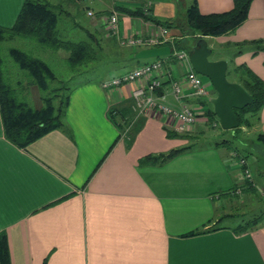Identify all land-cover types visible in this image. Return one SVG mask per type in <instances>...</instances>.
<instances>
[{"label":"crops","instance_id":"1","mask_svg":"<svg viewBox=\"0 0 264 264\" xmlns=\"http://www.w3.org/2000/svg\"><path fill=\"white\" fill-rule=\"evenodd\" d=\"M43 1L63 9V2L68 0ZM24 2L0 0V26L12 27ZM197 2L203 14L229 11L234 6L233 0ZM80 3L86 5L87 19L82 25H74L99 30L103 40L116 46L126 47L121 39L154 35L162 27L116 8H144V0H70L68 4ZM166 4L153 0L150 14L179 25L169 28L171 39L158 46L129 48L136 58L147 48L170 49L159 59L164 67L161 80L167 92L164 102L178 109L182 101L174 98L171 83L182 81L185 69L174 52L187 50L184 46L190 47L193 42L186 40L191 38L186 13L184 18L179 17L178 5L170 3L167 8ZM113 11L119 15L120 31L115 37L107 30ZM181 26L185 41L176 45L175 41L183 37ZM211 39H219L235 52V43L264 39V0H253L248 18L235 31L206 37L214 51ZM246 47L240 54L232 53V67L246 64L264 79V50L254 53L252 45ZM145 59L149 58H140ZM115 60L116 65L104 70L103 77L92 78L71 91L66 122L72 137L55 129L26 148L19 147L5 137L0 111V233L8 236L12 264H45L46 260L47 264H264V220L242 234L221 228L183 236L217 220L219 203L226 207L230 201L242 202L250 192L242 187L233 191L244 182L240 167L231 150L224 151L213 143L180 154L163 165H141L139 160L146 155L190 144L193 133L205 131L209 124L199 119L180 131L172 116L150 108L130 142L111 119L110 108H124L129 118L134 112L130 109L132 93L143 81L120 85L111 92L103 88L102 82L154 59L131 67H125L130 64L127 58ZM183 87L189 103L204 105L217 95L210 89L209 95L198 98L190 95L184 82ZM260 116L256 125L264 132V107ZM169 129L190 137H169ZM255 178L252 175L257 188ZM225 192H229L228 197L222 196Z\"/></svg>","mask_w":264,"mask_h":264},{"label":"trees","instance_id":"2","mask_svg":"<svg viewBox=\"0 0 264 264\" xmlns=\"http://www.w3.org/2000/svg\"><path fill=\"white\" fill-rule=\"evenodd\" d=\"M233 2L234 6L229 11L203 14L199 9L197 0H191L186 9L185 18L186 26L190 30L189 34H191L190 39L193 42L189 50L195 46L194 44H196L200 38L231 33L248 18L249 9L253 0H233ZM116 8L132 16H141L147 21H152L166 28L179 27L174 21L159 20L152 16L150 14L152 7L148 11L143 7L129 9L116 5ZM64 12L62 8L48 1L25 0L14 25L12 27L0 26V111L5 137L22 148H26L32 142L55 129H62L72 137V130L66 122V112L70 93L74 88L64 85L55 88L54 91L56 92L52 96L45 95L41 97L43 102L41 106L33 107L26 100L20 98L19 90L11 85L10 82L6 81V68L4 66L5 60L2 54V45L7 41L23 37L33 39L40 45L56 51L65 50L69 54L67 61L73 67L87 65L97 60L98 56L102 55L101 52L103 51V33L99 30L94 29L92 31L80 26L79 29L85 30L84 33L82 32V37H77L79 39L73 40L61 37L58 24ZM68 14L70 15L71 13ZM97 15H100V13ZM180 29L183 31V37L175 41L176 45H180L185 41L186 34H184V28L181 26ZM248 44L253 46L252 49L254 53L264 50V39L245 41L233 44L237 47V51L233 55L240 54L247 50L248 48L246 46ZM8 53L18 67L22 71L27 72L30 83L33 85L35 84L43 92L48 89L49 82L55 80V71L42 58L35 57L16 46L10 47ZM170 56H173V54H170ZM163 57L164 56L158 57V59H162ZM127 59L129 63H131L133 59L135 60V64L141 63L139 58L134 57L133 52L129 53ZM228 74H231L234 78L231 81L240 83L253 97L251 104L242 109H235L239 120V127L231 131L237 135L244 127H253L255 123L260 122L261 111L264 107V79L246 64L229 67ZM65 90H68L66 94L60 92ZM130 109L133 111V104ZM206 113L210 122L214 119H218L213 107L207 109ZM110 116L116 125L120 127L121 134H125V137L132 142L135 134L142 127V123L140 124L139 121L143 116L136 118L133 112L129 118H126L124 108L120 107H111ZM167 134L169 137H190L188 134H181L171 129L167 130ZM257 139L264 144V132H259ZM229 142H231L229 139L224 138L216 141L212 145L214 147H222L228 145ZM197 148L199 147L190 143L185 146L173 148L167 152L146 155L139 160V163L141 165H163L176 156ZM235 148L234 151H236L238 155L240 153L244 158H248L249 155L247 153L244 154L245 150L242 152L239 147ZM239 187L251 193L256 191L253 179H246L241 184H237L233 188V191L237 190ZM228 194L229 192H225L222 196L225 195V197H228ZM230 203H232L231 205L233 206L235 202L230 201ZM248 214H224L217 220H210L201 227L183 234V236H196L221 228H231L236 234L246 233L253 230L264 220V211L258 214ZM235 219H239V221L234 225L224 224L225 220ZM0 264H12L8 236L5 232L0 233ZM45 264H47V260Z\"/></svg>","mask_w":264,"mask_h":264},{"label":"rangeland","instance_id":"3","mask_svg":"<svg viewBox=\"0 0 264 264\" xmlns=\"http://www.w3.org/2000/svg\"><path fill=\"white\" fill-rule=\"evenodd\" d=\"M159 1V0H157ZM161 2L167 3L165 7H169L170 3L174 4L175 7L178 5V16L185 17L186 7L190 4L191 0H160ZM70 0L63 2L64 11H69L72 15H67L65 12L62 13L58 29L60 32V36L65 39H79L78 36L83 35L82 31L75 26V23L83 24L86 22L87 15L86 10L84 9L85 4L77 5H69ZM76 3V1H75ZM74 4V3H73ZM164 6V5H163ZM83 9V10H82ZM192 41L190 38L187 39V42ZM211 44H213L214 52L211 54V60H217L220 57L225 58L229 61L230 68L233 65L232 62V53L235 50L229 47V45H224L220 43L219 39H211ZM103 51L102 55L98 56V59L87 64L78 67H73L67 61V53L65 50H60L57 52L56 50L50 49L48 47L40 45L33 39L18 37L15 40L7 41L4 43L2 54L5 59V79L10 82L17 90H19V96L23 100H26L33 107H39L43 104L41 97L42 96H52L56 91L55 88L60 86H68L70 88H74L79 84L89 83L92 78L98 79L103 77L104 70H111L116 62L115 58L123 57L128 58L129 53L132 52V49L129 46L121 47L119 45H114L111 42H107L106 40L102 41ZM186 45V42H185ZM19 47L29 54L42 58L46 61L55 71L56 78L53 81L49 82V87L46 91H42L35 84L30 83V78L27 75V72L22 71L18 65L13 61L10 57L8 50L10 47ZM185 49L189 50V46L185 47ZM140 59V58H139ZM155 60V58H149L141 61L147 60ZM131 61V60H130ZM232 62V63H231ZM135 65V60L133 59L130 64H126L125 67H131ZM131 70V69H130ZM228 78L230 80L234 79L233 76L228 74ZM204 84L208 88V90L213 89V86L209 80V78L202 76ZM68 90L60 91L61 93L66 94ZM215 94V90L213 91ZM206 104V105H205ZM204 107L207 109L208 106L210 108L213 105L208 101H206ZM253 125V127H244V129L235 135L231 130H226L221 127H214L209 124V127L205 131H198L193 133L192 138L190 140L191 144H194L197 147L201 146H210L212 143H215L218 140H222L224 138L229 139L228 145L222 146L224 151L231 150L232 152L235 147H239L244 154L247 153L249 156V167L253 177L255 178L256 184H258L256 191L254 193H249L244 200L237 201L232 206L231 203H227L226 207H223L222 204H218V216H222L224 214H248L255 213L258 214L264 211V144L257 139V135L259 134L260 129L259 126ZM221 128V129H220ZM231 152V154H232ZM249 152V153H248ZM240 157H243L240 155ZM235 158V157H234ZM239 158V157H238ZM235 162L238 160L235 158ZM241 170V168H240ZM260 171L263 176V181H259ZM257 180V181H256ZM259 181V182H258ZM250 215V214H248ZM239 221V219L235 220H225L224 224L234 225Z\"/></svg>","mask_w":264,"mask_h":264},{"label":"built area","instance_id":"4","mask_svg":"<svg viewBox=\"0 0 264 264\" xmlns=\"http://www.w3.org/2000/svg\"><path fill=\"white\" fill-rule=\"evenodd\" d=\"M144 1V8L148 11L153 5V0ZM90 14H92V11H90ZM107 30L111 36H119V15L116 11H113L108 17ZM170 37L169 28L162 26L160 32L157 34L149 36H130L121 39V44L126 46H158L167 43L171 39ZM174 57L185 69L182 81L173 80L171 83V91L174 98L178 101H182L181 107L178 109L164 102L167 92L161 80V75L164 72L163 62L159 59L144 63L121 75L105 80L102 82V86L104 89L111 92L120 85L142 80L143 84L135 88L132 93L134 99L133 111L136 118L144 116L148 109L154 108L177 120V129L180 131H185L199 119H204L214 127H221L219 119H214L210 122L206 113L207 109L201 102L189 103L185 101L188 94L185 92L183 82L186 83L191 96L204 98L209 95V90L202 79L203 75L199 74L192 66L189 51L177 50L174 52ZM231 155L233 158L235 157L238 159L236 164L241 168V179L244 181L246 179H252V173L247 159L240 157L237 152H232Z\"/></svg>","mask_w":264,"mask_h":264},{"label":"water","instance_id":"5","mask_svg":"<svg viewBox=\"0 0 264 264\" xmlns=\"http://www.w3.org/2000/svg\"><path fill=\"white\" fill-rule=\"evenodd\" d=\"M213 49L206 38H200L189 51L193 68L209 78L217 95L210 99L221 127L234 130L239 127L235 109H242L253 101L252 95L238 82L228 78L229 64L225 59L211 60ZM170 53L168 47H152L142 50L138 58H158Z\"/></svg>","mask_w":264,"mask_h":264},{"label":"flooded vegetation","instance_id":"6","mask_svg":"<svg viewBox=\"0 0 264 264\" xmlns=\"http://www.w3.org/2000/svg\"><path fill=\"white\" fill-rule=\"evenodd\" d=\"M194 45H195V44H194ZM194 45H193V46H194Z\"/></svg>","mask_w":264,"mask_h":264}]
</instances>
